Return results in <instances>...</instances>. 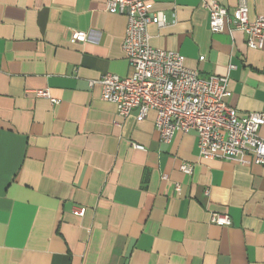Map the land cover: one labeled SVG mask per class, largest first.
<instances>
[{"label": "crops", "instance_id": "0c3cea01", "mask_svg": "<svg viewBox=\"0 0 264 264\" xmlns=\"http://www.w3.org/2000/svg\"><path fill=\"white\" fill-rule=\"evenodd\" d=\"M214 1L237 6L147 0L167 21L149 26L150 43L201 79L229 75L240 115L264 113V47L213 33ZM248 5L264 17V0ZM127 28L106 0H0V264H264V167L201 158L195 133L165 144L155 111L120 118L90 85L132 76Z\"/></svg>", "mask_w": 264, "mask_h": 264}, {"label": "built area", "instance_id": "2783aa9c", "mask_svg": "<svg viewBox=\"0 0 264 264\" xmlns=\"http://www.w3.org/2000/svg\"><path fill=\"white\" fill-rule=\"evenodd\" d=\"M106 11L128 18L123 49L133 74L128 78L106 74L90 85L101 87L102 100L114 104L120 118L137 112L138 118L144 119L150 111H155L156 129L163 143L170 144L177 132L195 133L201 158L264 167V139L260 136L264 113L240 115L230 107L229 75L201 79L197 70L186 67L182 55L154 48L149 26L162 28L167 21L163 12H149L147 0H106ZM249 14L248 0H237L232 12L214 1L209 7L210 30L215 34L226 29L231 34L241 31L247 36L250 49L261 50L264 17L252 21ZM73 40L84 43L87 36L75 32ZM234 68L230 66V71ZM37 96L50 98L48 91H38ZM135 148L145 150L138 145ZM181 170L190 175L193 166L185 163ZM74 212L84 217L86 209L78 208ZM211 223L232 224L224 214H212Z\"/></svg>", "mask_w": 264, "mask_h": 264}]
</instances>
